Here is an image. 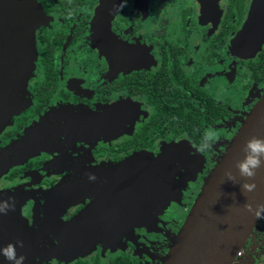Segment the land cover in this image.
I'll return each instance as SVG.
<instances>
[{
  "label": "flooded vegetation",
  "instance_id": "obj_1",
  "mask_svg": "<svg viewBox=\"0 0 264 264\" xmlns=\"http://www.w3.org/2000/svg\"><path fill=\"white\" fill-rule=\"evenodd\" d=\"M261 1L246 34L260 0H37L33 76L23 110L0 130V152L18 144L0 193L21 204L27 227L18 229L24 246L16 255L24 264H151L155 252L166 256L177 220L183 227L264 98ZM209 128L219 138L200 152ZM23 153L32 154L21 160ZM131 160L144 172L116 179ZM86 212L78 228L68 227ZM145 216L153 219L147 226L125 222ZM257 225L235 264H264V219ZM88 226L117 238L80 239L68 247L78 258L60 250L56 235Z\"/></svg>",
  "mask_w": 264,
  "mask_h": 264
},
{
  "label": "water",
  "instance_id": "obj_2",
  "mask_svg": "<svg viewBox=\"0 0 264 264\" xmlns=\"http://www.w3.org/2000/svg\"><path fill=\"white\" fill-rule=\"evenodd\" d=\"M262 4L260 0L252 13L246 34L255 27L254 21L259 22ZM41 22V10L37 0H0V130L23 110L28 83L33 76L37 58L36 37ZM253 136L264 138V98L249 115L230 143L226 154L213 170L162 264H235L237 262L239 253L261 220L256 219L254 213L244 210L243 206L253 202V199L254 207L256 203H264V169L258 172L255 180L258 184L257 191L245 195L241 192L240 184L246 181L239 177L234 167L237 160L243 159L244 142ZM17 146L18 144L9 146L0 152V176L7 174L10 167L15 164L12 162L9 166L8 162ZM135 164L137 166L140 162L131 160L122 165L126 168L124 171L113 172L116 179L119 181L137 179L138 174L143 173L144 170L132 169V165ZM229 169L236 174L237 184H233L225 175ZM9 198L14 199V209L8 210L6 214L0 213V249L12 244L16 253L21 254L23 249L17 243L21 238L18 229L24 223L21 204L16 202L15 194L0 193V203L7 201L11 204ZM145 205H150L148 200ZM156 205L157 202L154 203V206ZM88 213L72 220L68 227L73 230L78 228ZM125 222H129L130 226L138 223L147 226L153 222V219L145 216L130 218ZM24 224L27 227V224ZM91 228L88 226V229L85 228L83 232L76 234L73 232L70 235H56L58 238L56 243L61 251L70 252L74 258H78L79 250H69L68 247L80 243V239L89 244V241L95 237L96 239L117 238V234L106 235L104 231L100 234V231L95 232ZM0 264H12V262L0 254Z\"/></svg>",
  "mask_w": 264,
  "mask_h": 264
},
{
  "label": "clouds",
  "instance_id": "obj_3",
  "mask_svg": "<svg viewBox=\"0 0 264 264\" xmlns=\"http://www.w3.org/2000/svg\"><path fill=\"white\" fill-rule=\"evenodd\" d=\"M218 135L215 129L209 128L205 131L202 138L201 146H199L198 151L204 152L212 147V145L218 140ZM243 159L237 160L235 162V169L238 172L240 178H243L246 182L240 184V189L242 194H251L257 191L258 184L255 182L258 172L264 169V138H259L253 136L244 142L243 148ZM225 175L228 180L237 184V176L234 174L233 170L229 169L226 171ZM95 179V177H91ZM252 181V182H247ZM12 203L5 201L0 203V213L6 214L8 210L14 209V199L9 198ZM253 202L246 203L243 207L249 213H254L256 219H264V203H256L255 207ZM20 247H23V242H17ZM0 254H2L8 261L12 264H24L25 257H17L15 246L9 244L7 247L0 249Z\"/></svg>",
  "mask_w": 264,
  "mask_h": 264
},
{
  "label": "rangeland",
  "instance_id": "obj_4",
  "mask_svg": "<svg viewBox=\"0 0 264 264\" xmlns=\"http://www.w3.org/2000/svg\"><path fill=\"white\" fill-rule=\"evenodd\" d=\"M26 96V95H25ZM23 98H24V95L22 96ZM21 107H22V103H21ZM40 149H41V147H35V149H34V151H36V152H39L40 151ZM32 153H23V155L21 156V160L23 159V158H28V156H30ZM12 162L14 163V161H13V159L11 158L10 159V161L8 162V165L10 166L11 164H12ZM155 164L154 163V161H150V162H148L147 164L148 165H151V164ZM10 169H11V167H10ZM9 169V170H10ZM164 187H162V186H160V187H158V189L157 190H162ZM159 202V201H158ZM182 209H184V208H186V205L185 206H182L181 207ZM187 208H188V206H187ZM259 224V223H258ZM149 225V224H148ZM180 226H181V219L180 220H177V228H178V230H179V232H180V229L182 228V226H181V228H180ZM258 226V225H257ZM256 228V227H255ZM168 237V236H167ZM167 237H164L163 236V240H162V238H160L159 240H157V243H166L165 241H166V239H167ZM177 237V235L174 237V239ZM166 238V239H165ZM174 239H173V241H174ZM173 244V243H172ZM249 245H250V240H248L247 242H246V244L244 245V247H243V250H248V248H249ZM158 253H160L159 251L158 252H155V255L153 256V258L150 260L152 263L151 264H162V262L164 261V259H165V257L167 256V254L169 253V252H167V254H166V256L162 253V256H160V255H158ZM245 261H246V258H245Z\"/></svg>",
  "mask_w": 264,
  "mask_h": 264
}]
</instances>
